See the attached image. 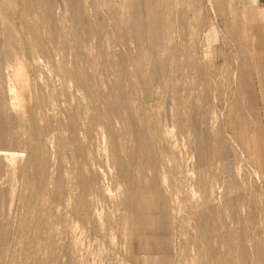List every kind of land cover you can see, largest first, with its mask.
Segmentation results:
<instances>
[{"label": "rangeland", "instance_id": "374dc122", "mask_svg": "<svg viewBox=\"0 0 264 264\" xmlns=\"http://www.w3.org/2000/svg\"><path fill=\"white\" fill-rule=\"evenodd\" d=\"M71 1L0 0V264H264V1Z\"/></svg>", "mask_w": 264, "mask_h": 264}, {"label": "bare ground", "instance_id": "6f19581e", "mask_svg": "<svg viewBox=\"0 0 264 264\" xmlns=\"http://www.w3.org/2000/svg\"><path fill=\"white\" fill-rule=\"evenodd\" d=\"M71 1V0H70ZM69 2V1H68ZM72 2V1H71ZM68 18V17H67ZM84 22V21H83ZM109 26V25H108ZM142 37V36H141ZM11 57H12V55H11ZM14 57H12V59H13ZM15 59V58H14ZM10 73V72H9ZM12 76V75H11ZM10 76V77H11ZM13 77V76H12ZM12 80H13V78H11ZM122 100H124V99H122ZM168 101V100H167ZM117 103V102H116ZM126 103H129L128 101H126ZM169 105V104H168ZM131 106V105H130ZM114 113V112H113ZM172 114V113H171ZM172 119V118H171ZM30 120V119H29ZM168 120V119H167ZM128 129H129V126H125V133L128 131ZM136 130V129H135ZM130 133H132V132H130ZM137 133H138V131H137ZM32 138H33V136H31ZM68 137V136H67ZM109 137L112 139V141L113 142H115V135L114 134H112V133H110V135H109ZM59 145H60V143H59ZM62 151V150H61ZM149 153H150V146H149V144L144 140V139H142L141 141H140V154L141 155H143V156H146L147 158L148 157H150L149 156ZM121 165H122V163H121ZM230 167V166H229ZM233 169V168H232ZM201 170V169H200ZM225 171V170H224ZM231 171V170H230ZM202 179V178H201ZM227 184V183H226ZM231 184V183H230ZM228 186V185H227ZM230 191H231V189H230ZM139 194H141L142 196H143V192H140ZM150 195H148V197H149ZM152 199V198H151ZM148 200H150V199H148ZM249 244V243H248Z\"/></svg>", "mask_w": 264, "mask_h": 264}, {"label": "crops", "instance_id": "0c3cea01", "mask_svg": "<svg viewBox=\"0 0 264 264\" xmlns=\"http://www.w3.org/2000/svg\"><path fill=\"white\" fill-rule=\"evenodd\" d=\"M264 1V0H263Z\"/></svg>", "mask_w": 264, "mask_h": 264}]
</instances>
